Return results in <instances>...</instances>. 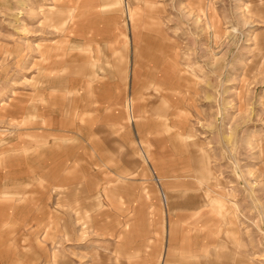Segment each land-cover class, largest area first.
I'll return each mask as SVG.
<instances>
[{"label":"rangeland","instance_id":"rangeland-1","mask_svg":"<svg viewBox=\"0 0 264 264\" xmlns=\"http://www.w3.org/2000/svg\"><path fill=\"white\" fill-rule=\"evenodd\" d=\"M0 250L264 264V0H0Z\"/></svg>","mask_w":264,"mask_h":264},{"label":"crops","instance_id":"crops-1","mask_svg":"<svg viewBox=\"0 0 264 264\" xmlns=\"http://www.w3.org/2000/svg\"><path fill=\"white\" fill-rule=\"evenodd\" d=\"M166 74H168L167 72H166ZM170 74H168V75H166L167 77H170L169 76ZM175 90L177 89V88H174ZM133 104V103H132ZM132 117L129 115V120L131 119ZM209 177V176H208ZM206 179H208L207 177H205ZM209 180V179H208ZM225 207H226V204H225V202H224V200H223V197H220V198H216V199H212V200H210V202H208V203H204L202 206H200L199 208H198V210H197V212H196V214H195V217H196V219L197 218H200V217H202V214L205 212V210L206 209H209V213L211 214V215H213V216H221L222 217V215L224 214V212H225ZM226 224V223H225ZM227 224H229V225H233V223H227ZM176 236H175V233H174V231L173 232H170L169 231V237H168V240H170L171 241V243H170V247H169V254H172V253H174V252H176V248H177V246H176V243H175V241L173 240V238H175ZM174 241V242H173ZM2 260H3V256H2V252H1V250H0V264H2ZM160 261H162V260H160ZM168 263V262H167ZM169 264V263H168ZM211 264H213V263H211ZM214 264H217V263H214Z\"/></svg>","mask_w":264,"mask_h":264}]
</instances>
